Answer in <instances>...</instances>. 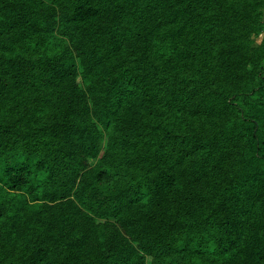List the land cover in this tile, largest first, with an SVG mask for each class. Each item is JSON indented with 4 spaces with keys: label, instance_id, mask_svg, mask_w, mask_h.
<instances>
[{
    "label": "trees",
    "instance_id": "1",
    "mask_svg": "<svg viewBox=\"0 0 264 264\" xmlns=\"http://www.w3.org/2000/svg\"><path fill=\"white\" fill-rule=\"evenodd\" d=\"M264 0H0V264H264Z\"/></svg>",
    "mask_w": 264,
    "mask_h": 264
},
{
    "label": "rangeland",
    "instance_id": "2",
    "mask_svg": "<svg viewBox=\"0 0 264 264\" xmlns=\"http://www.w3.org/2000/svg\"><path fill=\"white\" fill-rule=\"evenodd\" d=\"M263 38H264V31L261 35H259L257 37H253V43L258 44L261 41V39H263Z\"/></svg>",
    "mask_w": 264,
    "mask_h": 264
}]
</instances>
